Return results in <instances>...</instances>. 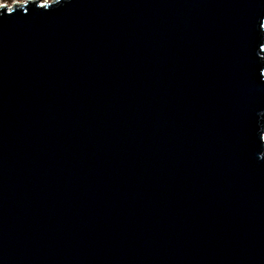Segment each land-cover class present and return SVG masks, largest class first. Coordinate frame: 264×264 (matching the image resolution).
I'll list each match as a JSON object with an SVG mask.
<instances>
[{
  "label": "water",
  "instance_id": "obj_1",
  "mask_svg": "<svg viewBox=\"0 0 264 264\" xmlns=\"http://www.w3.org/2000/svg\"><path fill=\"white\" fill-rule=\"evenodd\" d=\"M38 5L0 7V264H264V0Z\"/></svg>",
  "mask_w": 264,
  "mask_h": 264
},
{
  "label": "snow or ice",
  "instance_id": "obj_2",
  "mask_svg": "<svg viewBox=\"0 0 264 264\" xmlns=\"http://www.w3.org/2000/svg\"><path fill=\"white\" fill-rule=\"evenodd\" d=\"M53 0H41L40 4L38 5L39 8L41 9H46L49 8L50 5L52 4ZM26 5H28V3L23 4L22 7H16V9H20V10H26ZM14 11V9H12L11 11H8V13H12ZM0 15H2V13H0ZM261 27H264V24H261ZM261 51H264V45H261ZM261 74H264V72H261ZM264 138V137H262Z\"/></svg>",
  "mask_w": 264,
  "mask_h": 264
},
{
  "label": "rangeland",
  "instance_id": "obj_3",
  "mask_svg": "<svg viewBox=\"0 0 264 264\" xmlns=\"http://www.w3.org/2000/svg\"><path fill=\"white\" fill-rule=\"evenodd\" d=\"M24 1H26V0H0V7H1V5L11 7L14 3H21ZM38 1L40 4V0H38Z\"/></svg>",
  "mask_w": 264,
  "mask_h": 264
},
{
  "label": "clouds",
  "instance_id": "obj_4",
  "mask_svg": "<svg viewBox=\"0 0 264 264\" xmlns=\"http://www.w3.org/2000/svg\"><path fill=\"white\" fill-rule=\"evenodd\" d=\"M40 2H41V0H40Z\"/></svg>",
  "mask_w": 264,
  "mask_h": 264
}]
</instances>
